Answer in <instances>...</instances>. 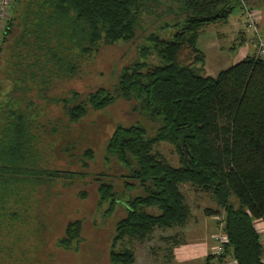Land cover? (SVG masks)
Returning <instances> with one entry per match:
<instances>
[{
    "label": "trees",
    "instance_id": "1",
    "mask_svg": "<svg viewBox=\"0 0 264 264\" xmlns=\"http://www.w3.org/2000/svg\"><path fill=\"white\" fill-rule=\"evenodd\" d=\"M239 1L168 0L164 13L172 17L177 31L169 40H161L147 28L138 50L140 60L153 53L158 65L135 62L121 69L112 93L98 89L85 99L72 92L68 98L46 100L60 106L71 124L89 110L102 112L122 100L134 103V110L157 126L152 134L139 123L118 126L109 139L106 162L113 159L125 172L120 176V193L105 181L106 175L94 179L99 204L107 203L108 213L121 209L125 214L115 225L110 264H133V252L114 250L124 240L143 243L155 230L186 225L190 211L180 192L186 185L214 200L217 210L205 212L206 216L223 218L226 250L237 263L264 264V246L254 226L264 225V61L249 57L209 78L201 72L204 55L197 48L202 28L225 23L236 5L243 11L242 2L248 5L251 0ZM162 4L157 0H14L0 40L3 46L13 29H19L12 51L21 62L9 73L18 76L14 91L25 95L30 91L27 85L37 82V94L45 95L52 81L74 79L78 60L97 53L100 46L120 42L131 46L144 19L164 21L163 13L154 12ZM19 84L26 90L22 92ZM6 98L8 104L0 109V204L13 200L18 204L20 186L30 194L59 180L81 177L40 167L32 134L37 118L34 105L26 104L30 114L17 109L18 101L13 104ZM160 144L175 149L178 168L154 152ZM85 157L91 160V152ZM81 232V221L68 223L57 246L76 251L72 246L81 244ZM205 264H220V260L208 257Z\"/></svg>",
    "mask_w": 264,
    "mask_h": 264
},
{
    "label": "rangeland",
    "instance_id": "2",
    "mask_svg": "<svg viewBox=\"0 0 264 264\" xmlns=\"http://www.w3.org/2000/svg\"><path fill=\"white\" fill-rule=\"evenodd\" d=\"M157 1L163 4L154 12L163 13L161 18L164 21L148 16L141 29L136 31L131 46L123 45L122 42L114 46H100L97 53L78 60L79 72L74 79L52 81L50 91L45 95L37 94L40 89L37 82L27 85L30 91L25 95L14 91L15 85H18L15 82L18 76L9 73L13 72L16 62H21L14 59L12 51L19 29L14 28L6 43L3 46L0 44V109L8 104L6 96L11 98L13 104L18 101L20 105L17 109L27 113L30 112L26 104L32 103L37 115L32 134L36 138L35 149L37 159L38 154L40 157V167L82 175L36 188L30 194L26 187L20 186L18 204L14 200L0 204V264H110L109 252L115 236V225L125 214L121 209L108 213L109 205L99 204L98 186L94 179L99 174L106 175L105 181L112 183L116 192L120 193L123 190L120 176L125 172L113 159L109 158L106 162L109 139L118 126L128 127L139 123L150 134L157 126L135 111L134 103L122 100L102 112L89 110L78 123L71 124L60 106L46 100L68 98L72 92L85 99L98 89L112 93L111 89L121 69L135 62L144 63L147 67L158 65V59L153 53L145 60H140L138 51L146 39L143 32L145 29L148 28L161 40H169L177 31L173 27L172 17L164 13L168 0ZM263 4L264 0H259V3L251 0L248 5L242 2L244 8L254 13L260 12ZM240 15L241 7L236 5L227 25L220 23L200 30L197 48L204 55L201 67L203 76L211 70V75L215 77L219 72L250 57L252 50H255L251 43L254 40L253 33L244 24L243 43H240L235 29H230L231 23L240 20ZM166 25L168 28L165 29ZM235 28L238 27L235 25ZM19 86L22 92L26 90L24 86ZM44 96L46 99H43ZM89 151L91 160L85 157ZM154 152L171 167L180 166L172 146L160 144L154 148ZM180 192L190 211V217L183 228L155 230L143 243L124 240L114 250L133 252V264H205L206 259L212 257V236L219 228L216 223L218 217H208L205 212L217 210V205L210 195L189 185L181 186ZM125 195L124 201L128 200L131 193ZM231 202L237 207L235 200ZM122 205L119 202L118 208ZM7 214H17L18 218L11 220ZM78 220L82 222V242L72 246L73 249L77 247V250L65 251L59 248L57 242L63 238L66 225ZM254 226L264 246V225L255 223Z\"/></svg>",
    "mask_w": 264,
    "mask_h": 264
},
{
    "label": "built area",
    "instance_id": "3",
    "mask_svg": "<svg viewBox=\"0 0 264 264\" xmlns=\"http://www.w3.org/2000/svg\"><path fill=\"white\" fill-rule=\"evenodd\" d=\"M14 0H0V40L7 29L8 22L10 21L12 13V4ZM242 20L245 28L252 31L254 40L253 45L255 47V59H264V38L261 37L258 27L257 14L244 8L242 11ZM216 223L219 228L217 232L212 236V249L211 255L216 260H220V264H238L237 261L227 252L228 239L223 232V218H216Z\"/></svg>",
    "mask_w": 264,
    "mask_h": 264
},
{
    "label": "crops",
    "instance_id": "4",
    "mask_svg": "<svg viewBox=\"0 0 264 264\" xmlns=\"http://www.w3.org/2000/svg\"><path fill=\"white\" fill-rule=\"evenodd\" d=\"M242 11H241V15H240V20L237 21V23H231V26H230V29L233 30L235 29L234 31L236 32V34H238V39L240 40V43H243L245 42V35H244V28H243V20H242ZM257 19H258V27H259V33L261 35V37L264 38V7H262V9H260V12H257ZM230 18V17H229ZM229 20H227L225 23L227 25V22ZM239 22V23H238ZM235 25L238 27L237 29L235 28ZM238 40V41H239ZM254 54H255V50L251 52V55L250 57H254ZM249 58V57H248ZM264 61V59H262ZM212 72L211 70L208 72H206V75L205 77H209V78H215L213 77L212 75Z\"/></svg>",
    "mask_w": 264,
    "mask_h": 264
}]
</instances>
